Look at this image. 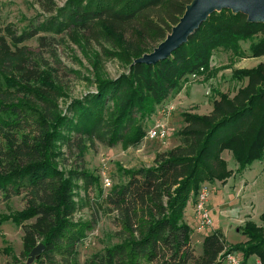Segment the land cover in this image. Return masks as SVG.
I'll return each mask as SVG.
<instances>
[{"label": "trees", "instance_id": "trees-1", "mask_svg": "<svg viewBox=\"0 0 264 264\" xmlns=\"http://www.w3.org/2000/svg\"><path fill=\"white\" fill-rule=\"evenodd\" d=\"M192 1L65 0L59 6L56 0H36L48 14L43 23L22 34L11 27L0 31V204L15 196L26 200L25 208L2 220L23 226L24 260L14 257L5 264H27L38 244L44 251L32 264H222L234 251L245 262L257 255L264 264V215L263 224L248 220L240 227L246 243L228 247L221 232L207 235L201 257L184 221L203 184L226 183L233 175L225 151L240 171L264 157V62L233 69L232 79L242 84L234 96L218 93L208 114L183 113L179 144L158 152L151 166L120 168L123 179L106 193L101 175L66 167L68 154L83 160L96 143L139 145L149 129L145 120L173 93L192 77L218 73L211 68L216 50L238 58L264 56V23L224 9L211 14L168 58L134 63L166 39ZM65 35L93 40L98 49L88 56L95 89L63 109L57 69L25 42L36 39L44 49ZM103 59L118 60L125 71L110 77ZM80 181L86 189L98 187L118 228V241L85 262L80 247L96 221L75 218Z\"/></svg>", "mask_w": 264, "mask_h": 264}, {"label": "rangeland", "instance_id": "rangeland-1", "mask_svg": "<svg viewBox=\"0 0 264 264\" xmlns=\"http://www.w3.org/2000/svg\"><path fill=\"white\" fill-rule=\"evenodd\" d=\"M56 2L62 6L65 0H56ZM47 18L48 14L42 11L36 0H0V31L3 33L6 32L7 27H11L13 32L22 34L24 30L37 27ZM60 37L57 43L44 49L39 46L36 39L25 42V45L31 51L37 53L40 51L43 59L57 69V80L65 92V96L59 101L61 107L66 109L71 99L80 98L95 89L93 66L88 56L92 58L98 45L90 39H77L74 36L73 39L66 35L63 38ZM243 47L247 49L248 44L243 43ZM102 61L105 67L104 72L110 77L115 78L125 71L118 60L103 59ZM262 62H264V56L238 58L232 51H225L223 48L216 50L211 61V68L219 70L216 75L192 77L173 93L155 114L145 120V126L149 128L162 123L168 131L166 139L150 140L145 136L139 145L128 148H124L122 144L110 147L107 144L96 143L93 149L85 154L83 160L77 159L74 154H68L67 169L83 166L93 174L101 175L104 170L101 160L106 159V172L112 178L113 185L121 178L123 179L120 177V168L126 170L151 166L158 152L172 149L179 144L178 133L184 125L183 113H210L213 100L218 97V93H228L232 97L242 85L232 79L233 69H250ZM224 66L229 68H223ZM224 155L230 169L233 173L235 172L236 179L225 187L205 183L210 190L208 205L212 226L200 230L192 203L186 210L184 221L192 228L191 245L197 257L202 256V244L207 235L221 232L229 247L232 244L247 242L248 238L240 230L246 221L263 224L264 157L254 161L242 172L229 151H226ZM124 179L127 180L126 177ZM79 185L81 189L76 197L79 210L75 218L96 221L94 229L88 232L86 240L80 247L79 259L85 262L92 254L118 241L115 235L118 228L114 221L116 214L109 211L108 206L99 197L98 187L90 185L86 189L81 181ZM100 187L105 193L111 188H105L102 181ZM25 206L26 200L22 196H15L10 201L0 204V264L12 262L14 257L24 260L22 256L23 226L17 225L11 219L3 222L2 220ZM234 253L239 257L242 256L239 251ZM258 259L257 255H252L248 258L247 264H259ZM241 261H244L242 257Z\"/></svg>", "mask_w": 264, "mask_h": 264}, {"label": "water", "instance_id": "water-1", "mask_svg": "<svg viewBox=\"0 0 264 264\" xmlns=\"http://www.w3.org/2000/svg\"><path fill=\"white\" fill-rule=\"evenodd\" d=\"M224 9H229L234 14L246 15L250 23H264V0H193L166 39L151 53H145L134 63L155 64L168 58L175 50L188 42L190 36L208 20L211 14ZM43 251L44 245L38 244L29 253L26 263L32 264Z\"/></svg>", "mask_w": 264, "mask_h": 264}, {"label": "built area", "instance_id": "built-area-1", "mask_svg": "<svg viewBox=\"0 0 264 264\" xmlns=\"http://www.w3.org/2000/svg\"><path fill=\"white\" fill-rule=\"evenodd\" d=\"M168 136L167 128L162 124H156L153 127H150L147 131L146 137L150 140L160 139L164 140ZM101 166H103L104 170L101 173L102 182L105 188H110L112 186V178L106 172V159L101 160ZM209 197L210 190L208 185L203 184L199 190L196 199L195 211H196V219L199 224V229L203 230L212 226V218L211 211L209 208ZM222 264H242L241 259L236 253L227 254L224 259L221 261Z\"/></svg>", "mask_w": 264, "mask_h": 264}, {"label": "crops", "instance_id": "crops-1", "mask_svg": "<svg viewBox=\"0 0 264 264\" xmlns=\"http://www.w3.org/2000/svg\"><path fill=\"white\" fill-rule=\"evenodd\" d=\"M226 152V151H225ZM224 152V153H225ZM224 153H223V158L225 159V155H224ZM231 154V153H230ZM238 165V164H237ZM229 168H230V166H229ZM242 172H244V171H242ZM241 172V173H242ZM236 179V175H235V172L233 173V175L227 180V182L224 184L223 182H220V181H218V182H216V183H214V184H212V186H217V185H220V187H225V186H227V185H230L234 180ZM188 208V207H187ZM239 256V255H238ZM240 259H241V257H239ZM243 264H247V262H245V261H243L242 262ZM258 263L259 264H261V262H260V260L258 259ZM223 264H226V263H223Z\"/></svg>", "mask_w": 264, "mask_h": 264}]
</instances>
